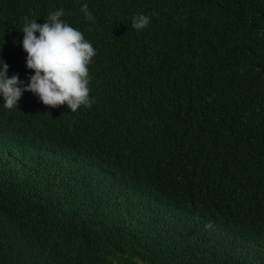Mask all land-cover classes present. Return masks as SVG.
<instances>
[{"label":"trees","instance_id":"trees-1","mask_svg":"<svg viewBox=\"0 0 264 264\" xmlns=\"http://www.w3.org/2000/svg\"><path fill=\"white\" fill-rule=\"evenodd\" d=\"M60 8L92 106L0 95V264H264V0H0L9 76Z\"/></svg>","mask_w":264,"mask_h":264},{"label":"clouds","instance_id":"clouds-1","mask_svg":"<svg viewBox=\"0 0 264 264\" xmlns=\"http://www.w3.org/2000/svg\"><path fill=\"white\" fill-rule=\"evenodd\" d=\"M81 11L89 20L95 19L87 4ZM63 15L64 9L60 8L51 12L42 24L24 17L23 49L27 53L26 66L34 75L25 84L19 74L8 75L9 65L4 62L0 68V95L6 109L16 107L25 91L35 94L50 108L66 104L75 112L81 106H92L88 65L96 49L80 30L61 19ZM150 22L148 15H135L131 27L143 30Z\"/></svg>","mask_w":264,"mask_h":264}]
</instances>
